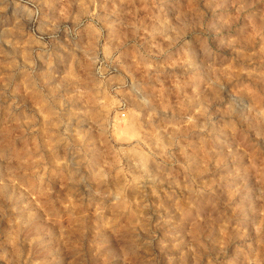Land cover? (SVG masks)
<instances>
[{"label": "rangeland", "instance_id": "1", "mask_svg": "<svg viewBox=\"0 0 264 264\" xmlns=\"http://www.w3.org/2000/svg\"><path fill=\"white\" fill-rule=\"evenodd\" d=\"M0 264H264V0H0Z\"/></svg>", "mask_w": 264, "mask_h": 264}]
</instances>
